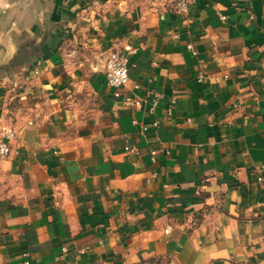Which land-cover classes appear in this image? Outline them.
Wrapping results in <instances>:
<instances>
[{
  "label": "crops",
  "instance_id": "0c3cea01",
  "mask_svg": "<svg viewBox=\"0 0 264 264\" xmlns=\"http://www.w3.org/2000/svg\"><path fill=\"white\" fill-rule=\"evenodd\" d=\"M155 7L0 0V264H264V0Z\"/></svg>",
  "mask_w": 264,
  "mask_h": 264
},
{
  "label": "built area",
  "instance_id": "2783aa9c",
  "mask_svg": "<svg viewBox=\"0 0 264 264\" xmlns=\"http://www.w3.org/2000/svg\"><path fill=\"white\" fill-rule=\"evenodd\" d=\"M155 7V11L160 12L161 16L165 12H171L182 16H187L190 12L194 0H150ZM160 7V9L158 8ZM221 21L225 20V16L218 12ZM135 52L131 44H124L120 48L115 46L107 49L103 53V68L106 84L109 87L120 88L128 81L129 75V57ZM118 96V93H115ZM134 105L138 101L127 99ZM16 130L0 120V163L6 159L11 153V144L16 139ZM168 232V229L165 230ZM65 251V249H63ZM24 264H31L25 262Z\"/></svg>",
  "mask_w": 264,
  "mask_h": 264
}]
</instances>
